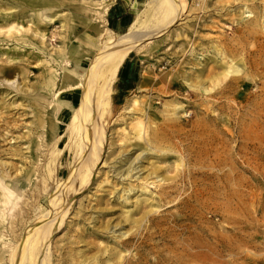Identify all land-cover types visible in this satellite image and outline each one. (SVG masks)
<instances>
[{"label": "bare ground", "instance_id": "bare-ground-1", "mask_svg": "<svg viewBox=\"0 0 264 264\" xmlns=\"http://www.w3.org/2000/svg\"><path fill=\"white\" fill-rule=\"evenodd\" d=\"M118 1L7 0L9 6L4 4L0 10V19L3 21L0 23V46L5 42V45H8L5 49L8 50L37 48L41 56L36 65L44 67L36 83L31 85L24 83L22 87H18V85H13L15 76L25 80L31 70L25 65H14L18 62L17 60L21 59L18 56H9V54H7L5 64L10 70L5 65H0V74H3L0 85H6V89H9V86L13 87L21 98L27 100L26 106L32 108L30 113L33 114L28 125L24 126L27 130L19 136L12 137L19 147L10 148V155H8L10 159L0 157V264H52L53 254L48 241L52 233L69 225L66 222L71 208V206L67 207L71 199L69 196L77 194L89 185L97 165L103 159L98 174L104 177L97 187L109 183V175L119 176L121 182L111 183L113 190L111 194L113 197L116 196L115 200H118L121 206H132V208L123 210L124 221L130 224L128 230H121L114 234L118 230L117 226L109 223L108 220L101 227L102 231L111 232L115 237H120V242L116 244L122 248L112 253V256L116 254L114 260L107 258L102 264H136L140 261L142 254H132L128 235L139 233V229L146 227L150 222V216L157 215L168 207L179 205L183 211L188 200L185 198L181 201L179 198L180 204L169 200L161 205L155 202V197L148 187L159 185L166 179L165 177L160 178L162 175H159V172L162 168L156 163L158 161L150 159L165 161L172 155L177 159L176 166H183L181 152L176 153L152 144L153 142L162 144L161 140L165 138L156 132L155 126H150L160 119L152 108L151 98L140 100L134 97L124 102L123 115L115 119L121 122V127L116 132L120 134L118 138L120 143L128 144L129 147L123 145L117 147L116 140H111L107 146L106 156L103 154L106 148L104 141L109 140L107 133L113 130L107 126L108 114L112 110V102L116 94L114 82L121 65L128 56L133 54H138L141 58L145 55V57L152 56L154 51L160 50L159 46L163 42H166V49L170 50L171 45L167 44L169 34L161 40L157 38L180 21L179 28H177L179 32L176 30L171 36L172 42H179L180 40H176L178 37H186V41L180 45V51L187 50L186 53L189 52L190 56L188 59L185 57L187 60H183L184 62L180 64L185 63L192 67L198 64L199 66L201 60H207L201 52L205 43L201 41V38L192 39L187 35L194 34L197 31L196 27L208 25L206 22L209 18L203 15L206 11H212L219 17L228 14L232 23L236 24L238 21L242 23L237 28L240 35H249L255 30L256 32L261 30L260 32L264 33V0H212L209 2L198 0L191 5L188 0H145L141 3L137 0H123L131 12L136 14L127 25L125 32H116L107 25V16L112 6ZM62 9H66L67 13H62ZM255 12L256 15L250 16ZM192 14L196 15V21L191 23L185 20ZM90 15L93 17L90 18ZM247 17H252L249 23L254 26L251 27L245 22ZM55 22L60 23L59 27H52ZM89 29L94 31L95 35ZM48 38L54 39L58 44L53 45L48 42ZM207 45L211 49L213 61L219 64L222 70L205 77L203 76V65L201 68L190 66V71L182 69L180 73L171 70L168 80L170 85L173 86L180 81L185 86L197 89L203 94H214L220 91L234 93L235 89L231 87L216 92L214 89L227 77L236 76L233 80L237 88L244 86L249 76L245 72L242 57L237 54V45L222 40H210ZM82 57L88 61V66H83ZM160 60L157 59L155 65ZM164 62L167 67L171 65V62L169 63L166 59L160 65H164ZM5 91L6 94L10 93L8 90ZM76 91L80 93L77 104H74L67 95L74 94ZM14 103L11 104L14 105ZM11 104L8 106L10 107ZM164 106V111L167 110L163 118L168 123L162 128L166 130L170 122L179 121V109L183 108V104L173 103L170 105L171 111L168 109L169 103L165 102ZM63 110L69 112L67 121L60 119ZM60 124L64 125L62 130ZM3 132L0 134L1 137L9 133L8 127L4 128ZM63 139L66 141L64 147H61ZM64 148L75 151L74 159L78 158V162L73 164L66 179L55 182L53 192V187L47 192L49 195L46 197V202L49 203L50 209H43L40 205L42 207L38 211L40 215L36 212L37 216L33 220L29 219L26 213L22 231L32 226L17 244L7 243L5 241L7 234L3 231L4 221L7 215L17 207L21 195L33 182L37 166L40 165V157L44 156L46 160L44 161V175H58L59 160ZM109 158H111L110 161H108ZM19 162V166H16ZM146 163L150 166V171ZM133 181H139V184L136 185ZM48 185L43 181V192H46ZM118 185L121 186L117 187ZM227 190L228 184L222 186V195L229 201ZM261 192L257 189L248 191L249 200H256L259 204L255 209H253V202L250 203L252 208L242 203L237 213L232 211L230 202L216 205L212 215L219 218V224L222 222L221 230L217 233L215 225L199 226L194 235L186 233L179 241H176L172 237L175 229L183 228L182 223L190 218L186 215L168 218L159 216L155 228L159 238L165 241L163 250L168 251V254L162 255L156 264H189L191 262L196 264H264V193ZM245 194L247 192H243L239 197H229V199H235L237 203L242 202ZM130 195L134 198L132 199ZM194 198L198 200L197 196ZM209 200L212 201L211 198ZM102 202L103 199L98 205ZM145 204L148 205L147 208ZM136 210L139 215L136 214ZM79 212L80 210L77 213ZM95 213V216L92 217L90 214L89 218H86L82 212L79 220L70 221V223L73 222V225L77 226L80 220L85 219L91 220L89 222L92 223L98 217L111 214L106 208H100L94 211ZM257 216L259 219L256 218ZM171 222L173 225H169V230H163L160 227L161 223ZM229 231L231 232L229 236L223 234ZM168 233L170 239L166 237ZM98 234V232H93V235ZM140 247L143 251L148 248L146 243ZM79 255V261H74V264H98L97 257L92 255L91 258L85 250H81Z\"/></svg>", "mask_w": 264, "mask_h": 264}, {"label": "rangeland", "instance_id": "rangeland-1", "mask_svg": "<svg viewBox=\"0 0 264 264\" xmlns=\"http://www.w3.org/2000/svg\"><path fill=\"white\" fill-rule=\"evenodd\" d=\"M137 1L141 3L145 0ZM188 1L191 5L198 0ZM209 1L212 0H207V2ZM4 4L9 6L7 0H0V10ZM62 13H67V10L62 9ZM253 13L250 16L257 14L256 12L255 14ZM110 14H123L125 17H129L130 23L136 13L131 12V9L125 5L123 0H119L116 5L112 6ZM203 15H207L206 18H209L206 22L208 25L200 28L196 27L197 31L187 36L192 39L201 38V41L205 43V46L203 45L204 49L201 52L207 60H201V64L199 66L197 64L196 67L185 63L180 64V62L187 60L190 56L189 52L186 53L187 50L185 52L180 51V45L186 41V37H178L176 40H180L179 42H172V34L176 30L179 32V29H177L179 28V21V23L166 31L165 34L157 38V40H161L165 35L169 34L167 44L171 45L170 50L166 49V42H163L159 46L160 50L154 51L150 57H145V55L142 59L138 54L128 56L124 64L127 71L126 75L123 74L122 77L118 74L114 82L116 94L112 102V110L108 114L107 124L109 129L113 130L108 131L109 140L104 141L106 147L103 153L104 156H106L107 146L111 140H116L117 147L123 145L118 140L119 132H116L121 127V122L115 119L117 116L123 115L122 108L124 102L134 97L140 98V100L151 98L152 108L160 116V119L154 121L155 124H151L150 126H155L156 132L160 135L162 134L165 139L161 140L162 144L156 142L152 144L183 154L182 167L176 166L177 159L172 155L165 161L150 159L158 161L156 163L162 168L159 172V175H162L160 178H166L159 185L148 186L155 197V202L162 205L169 200H174V202L177 201V204H180L179 198H181V201H184L185 198L188 201L183 211H181L179 205L168 207L160 211L159 214L150 216V222L147 223L146 227L139 229V233H130L128 235L130 236L129 247H131L132 254H142V258L136 264L138 262L139 264H156V261L162 255L168 254V251L163 250L165 241L159 238L155 228V223L159 216L168 218L171 216L184 217L186 215V217L190 218V220L182 223L183 228L177 227L175 229V234L172 237L176 241H179L183 234L192 233L194 235L199 226L215 225L217 229L215 232L217 233L221 230L220 225H222V222L219 224V218L212 215V212L217 207L216 205H224L225 202H230L232 211H236L237 213L242 203L252 208L250 203L253 202V209H255L259 204L256 200H249L248 191L257 189L258 191H262L261 193H264V33L260 32L261 30L258 32L255 30L254 33H250L249 35H240V31L237 32V28L242 23L239 21L236 24L232 23L230 15L224 14L223 17H219L213 14L212 11H206ZM92 17L90 15V18ZM210 18H212V21H210ZM185 20L193 23L197 20L196 15L192 14L191 17H186ZM251 20L252 17H247L245 22L252 27L254 25L249 23ZM0 23H3L1 19ZM59 25V22H55L52 27L56 28ZM89 31L95 35L94 31L90 29ZM125 31L126 27L116 32ZM79 32H81V29H79ZM210 40H222L237 45V54L242 57L245 72L249 76L245 85L237 88L233 80L236 76H229L214 89V92L231 87L235 89L234 93H223L220 91L214 94H203L197 89L185 86L180 81L171 86L168 81L171 70H176V72L180 73L182 69L190 71V66L192 68H201L203 65L204 77L209 74L214 75L222 70L219 64H216L212 59L211 49L207 45L210 43ZM48 42L53 45L58 44L54 39L50 40L48 38ZM3 43L0 46V65H5L10 70L9 66L5 64L8 58L7 54H9V56H18L21 59L17 60L18 62L14 65H25L26 68L31 70L25 80L21 77L18 79L16 75L13 85L22 87L24 83L28 85L36 83L37 77L42 72V69H44L42 65H36L40 61L41 56L38 49L8 50L5 49L8 45H5V42ZM153 44L155 45V43ZM157 59L161 60L155 65ZM165 59L169 63L171 62L170 66L167 67L166 62H164V65H160ZM81 63L83 66H88L89 64L83 57L81 58ZM2 78L3 74H0V79ZM6 88V85H0V134L4 133L3 129L7 127L9 133L5 137L0 136V157L10 159V156H8L10 155V148L12 146L19 147V144L12 137L19 136L20 133L27 130L24 126L28 125L29 121L33 118V114L30 113L32 108L26 106L28 102L25 98H21L13 87L9 86V89ZM5 90L10 91V93L6 94ZM79 93V91H76L73 94L74 104H77ZM12 102H15L14 105L11 104ZM165 102L169 103V111L172 110L170 105H173V103L183 104V108L179 109V121L170 122V126L166 130L162 128L168 123L163 118L167 110L164 111ZM8 104H11L10 107ZM68 118L69 112L60 115L62 121H67ZM60 128L62 130L64 125L60 124ZM65 141L66 139L62 140L61 147H64ZM123 146L129 147L128 144H124ZM74 157L75 151L64 148L62 157L59 160L58 175L52 176L44 175V161L46 160H44V156L40 157V165L37 166L33 182L24 191V194L21 195L17 207L7 215V219L4 221L3 231L7 234L5 236L7 243L11 245L17 244L25 235V232L32 226H28L25 231H22L26 213L29 219L33 220L37 216L35 213L42 208L41 206H43V209H50L49 203L46 202V197L49 195L47 192L52 187L53 192L55 182L63 181L69 176L73 164L78 162V158L74 159ZM102 162L97 165L94 177L89 185L77 194L69 196L71 199L67 207L71 206V208L66 217V222L69 225L65 228L62 227V230H56L52 233L48 241L53 254L52 264H74V261H79L81 250H85V253L91 258L92 255L96 256L98 264H102L107 258L114 260L116 254L112 256V253H116L122 249L116 244L120 242L121 238L115 237L111 232L102 231L101 227L108 220L109 223L117 226L118 230L114 234L119 233L121 230H128L130 224L124 221L123 210L132 208V206H121V203L115 200L116 196L113 197V194H111L113 191L111 183H114V181L121 182L119 176L115 175L117 177H114L111 174L109 175V183L97 187L104 177V175L98 174L103 164ZM19 164L20 162L16 166H19ZM146 165L148 171H150V166L147 163ZM53 176L55 177L53 178ZM43 181L49 184L46 192H43L42 189ZM133 183L138 185L139 181H133ZM225 184H228L229 201L222 195V186ZM120 186L118 185L117 187ZM243 192H247V194L243 196L242 202L239 201L237 203L235 199H229V197H239ZM194 196H197L198 200ZM130 197L134 198L133 195H130ZM102 199V204L98 205ZM65 203H67V200H65ZM144 206L148 207L146 204ZM100 208H106L111 214L98 217L92 223L88 219L80 220L77 226L73 225V222L70 223V221L79 220L82 212L86 218L90 214L93 217L96 215L94 211ZM79 210L80 212L77 213ZM137 212L138 210H136V214L139 215ZM38 215H40L39 212ZM256 218L259 219V216ZM120 224L121 226H119ZM169 225H173V223H161L160 227L163 230H169ZM93 232H98L99 234L93 235ZM223 234L229 236L231 232H223ZM166 237L170 239V234L168 233ZM144 243L148 247L146 251H143V248L140 247ZM189 264L196 263L191 262Z\"/></svg>", "mask_w": 264, "mask_h": 264}, {"label": "crops", "instance_id": "crops-1", "mask_svg": "<svg viewBox=\"0 0 264 264\" xmlns=\"http://www.w3.org/2000/svg\"><path fill=\"white\" fill-rule=\"evenodd\" d=\"M129 17H125L123 14H110L108 19H107V25L110 26L114 31H120L122 28L127 27L129 24ZM126 61L121 65L119 69V76H122L123 74L126 75V66L124 65ZM123 77V76H122ZM67 97L73 102L74 101V96L73 94L67 95ZM68 113L67 110H63L60 115Z\"/></svg>", "mask_w": 264, "mask_h": 264}]
</instances>
